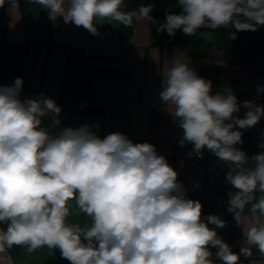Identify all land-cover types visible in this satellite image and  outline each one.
Masks as SVG:
<instances>
[{"label":"clouds","instance_id":"obj_1","mask_svg":"<svg viewBox=\"0 0 264 264\" xmlns=\"http://www.w3.org/2000/svg\"><path fill=\"white\" fill-rule=\"evenodd\" d=\"M15 6L16 0H10ZM48 11L55 24L63 18L97 34L94 20L110 18L125 26L154 21V5L123 11L124 0H32ZM180 14L167 12L157 31L192 36L201 28L256 31L264 26V0H178ZM2 5V4H0ZM161 101L179 127L181 144L193 145V155L206 148L224 161L228 211L238 225L250 206L254 222L246 240L264 254V141L251 158L242 151L241 130L264 117V106L241 105L230 88L213 94L212 81L175 60L163 77ZM22 78L0 86V254L14 246L28 253L59 249L70 264H238L248 248L233 252L216 228L226 222L217 215L202 216L199 200L187 198L178 173L150 143H133L125 134L103 138L94 127L62 126V111L41 94L22 100ZM258 91L264 88L258 86ZM51 118L45 126L43 119ZM98 127V126H96ZM249 159L254 167L246 168ZM256 193L260 197L256 198ZM73 207L89 220L70 223ZM258 214V215H257ZM215 225L216 228H210ZM218 251L215 258L210 251Z\"/></svg>","mask_w":264,"mask_h":264},{"label":"crops","instance_id":"obj_2","mask_svg":"<svg viewBox=\"0 0 264 264\" xmlns=\"http://www.w3.org/2000/svg\"><path fill=\"white\" fill-rule=\"evenodd\" d=\"M0 4V86L22 78L20 98L36 99L41 94L52 98L62 109L64 127L89 124L101 138L123 133L133 143L154 145L173 167L175 144L182 140L183 129L159 94L163 77L175 60L211 80L213 94L230 88L241 105L236 114L240 118L247 111L244 101L264 106V91H258V86L264 88V26L237 32L234 40L229 38L235 31L231 27L201 28L192 36L177 30L169 36L157 28L165 22L167 12H182L178 0H124L122 10L126 12L142 4L154 5V21L134 20L125 26L110 18H97L93 22L97 34L93 35L82 26L66 24L62 17L54 24L48 11L32 0H16L15 6L10 0H0ZM43 124L50 126L51 118L45 117ZM241 131L243 143L237 147L251 158L261 151L258 144L264 141V117ZM245 167H254V162L249 159ZM226 174L225 191L235 192ZM255 195L258 199L261 194ZM69 222L84 226L89 220L73 207ZM253 222L248 206L240 225L230 213L227 227L218 234L233 252L250 250L251 255L241 256L238 264H264V254L246 240L247 227ZM210 251L215 258L218 249L210 247ZM0 264L70 262L61 257L59 249L43 247L28 253L26 248L14 246L0 254ZM215 264L222 262L216 260Z\"/></svg>","mask_w":264,"mask_h":264},{"label":"built area","instance_id":"obj_3","mask_svg":"<svg viewBox=\"0 0 264 264\" xmlns=\"http://www.w3.org/2000/svg\"><path fill=\"white\" fill-rule=\"evenodd\" d=\"M173 168L178 173V181L186 190L187 198L199 200L202 204V215H217L226 222L225 227L216 228L222 233L228 225V194L224 188V176L229 170L224 161L217 158L206 148L200 155H193V145L178 141L175 144Z\"/></svg>","mask_w":264,"mask_h":264}]
</instances>
